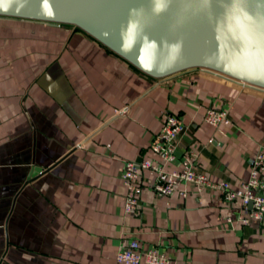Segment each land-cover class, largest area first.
<instances>
[{"label": "crops", "instance_id": "crops-1", "mask_svg": "<svg viewBox=\"0 0 264 264\" xmlns=\"http://www.w3.org/2000/svg\"><path fill=\"white\" fill-rule=\"evenodd\" d=\"M210 107L232 122L207 123ZM168 113L185 125L169 169L193 153L214 181L248 179L264 149L263 91L199 68L154 78L74 25L0 16V264H120L133 239L178 264H264V221L240 224L219 192L145 186L125 212L124 164L156 159ZM34 165L45 172L26 184Z\"/></svg>", "mask_w": 264, "mask_h": 264}, {"label": "water", "instance_id": "water-1", "mask_svg": "<svg viewBox=\"0 0 264 264\" xmlns=\"http://www.w3.org/2000/svg\"><path fill=\"white\" fill-rule=\"evenodd\" d=\"M0 16L74 25L154 78L199 68L264 92V0H0Z\"/></svg>", "mask_w": 264, "mask_h": 264}, {"label": "built area", "instance_id": "built-area-1", "mask_svg": "<svg viewBox=\"0 0 264 264\" xmlns=\"http://www.w3.org/2000/svg\"><path fill=\"white\" fill-rule=\"evenodd\" d=\"M205 121L214 127L229 125L232 120L226 107H210L205 114ZM185 125L180 118L168 113L163 118V126L151 145V152L156 159L146 158L141 161L125 162L122 181L127 188L124 210L136 213L139 210L141 195L145 186H150L158 196H171L178 192L182 197L189 195L187 189H180L183 184L193 185L198 192L205 190L219 192L229 203L240 206L237 221L242 225L264 221V149L252 159L249 177L240 186L234 187L229 181H214L207 174L195 169L193 153L184 156L185 165L169 169L176 162L177 148ZM212 139L210 140V142ZM153 174L152 181L145 182L143 174ZM227 221L234 218L227 214ZM116 261L120 264H178L170 255L156 248H144L137 239L131 240L121 248Z\"/></svg>", "mask_w": 264, "mask_h": 264}, {"label": "rangeland", "instance_id": "rangeland-1", "mask_svg": "<svg viewBox=\"0 0 264 264\" xmlns=\"http://www.w3.org/2000/svg\"><path fill=\"white\" fill-rule=\"evenodd\" d=\"M67 27H71V25H69V24H65Z\"/></svg>", "mask_w": 264, "mask_h": 264}, {"label": "trees", "instance_id": "trees-1", "mask_svg": "<svg viewBox=\"0 0 264 264\" xmlns=\"http://www.w3.org/2000/svg\"><path fill=\"white\" fill-rule=\"evenodd\" d=\"M132 65V64H131ZM135 67V66H134Z\"/></svg>", "mask_w": 264, "mask_h": 264}]
</instances>
